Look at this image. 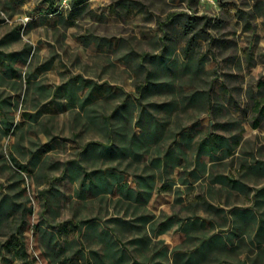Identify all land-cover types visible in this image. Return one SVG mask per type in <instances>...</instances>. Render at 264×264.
Segmentation results:
<instances>
[{
  "label": "rangeland",
  "instance_id": "1",
  "mask_svg": "<svg viewBox=\"0 0 264 264\" xmlns=\"http://www.w3.org/2000/svg\"><path fill=\"white\" fill-rule=\"evenodd\" d=\"M71 1L0 0V264H174L203 235L225 236L215 225L230 218L192 203L205 185L183 186L182 167L171 178L177 184L153 183L148 202L126 211L117 193L96 194L84 177L128 165L122 181L135 187L144 163L83 161L79 152L88 143H138L153 127L155 136L164 129V148L174 132L189 129L197 140L229 124L241 129V161L264 159V122L251 125L254 102L264 105V0ZM124 106L126 118L111 117ZM195 215L212 220L209 229L180 227ZM114 217L127 221L116 228V247L105 236ZM252 231L230 237L214 261L264 264ZM144 236L146 248L134 242Z\"/></svg>",
  "mask_w": 264,
  "mask_h": 264
},
{
  "label": "trees",
  "instance_id": "2",
  "mask_svg": "<svg viewBox=\"0 0 264 264\" xmlns=\"http://www.w3.org/2000/svg\"><path fill=\"white\" fill-rule=\"evenodd\" d=\"M83 1L84 0H72L71 4L75 6L81 4ZM11 55L12 54H8V56ZM158 60L160 61L162 58L159 56ZM157 86H162V83L158 82ZM262 87H264V82H259L258 88L261 89ZM67 89H70V91L68 94H66V98L74 102L73 97L75 92L72 90L71 86H68L66 90ZM192 96H196V94H192ZM206 100H208V102L211 100V103L214 101V99H211L210 97H206ZM260 102L261 99L260 101L254 102V111L256 117H254L251 123L254 127H257L262 122H264V105L260 106ZM124 108L126 109L127 106H124L122 110L114 109L111 113V117L114 116L115 118H126L125 114L128 111L124 110ZM142 111L143 110L140 112ZM229 126V124H222L217 127V129L223 128L228 130ZM153 130H155L154 127L149 133L143 134L144 139H142V137H138V140H140L138 143L129 142L127 139V141H122V143L117 146L88 143L82 147L79 152V156L83 161L91 162L94 161V159L98 162L121 160L123 163V161L130 160V162L136 161L137 163H144L142 173L133 176V182L136 184L135 187H131L129 184L127 185V183H123L122 181L124 177L122 174L128 170V165L125 167V170L121 172H118L116 168H111L106 165L105 167L99 169L96 168L95 170L88 172V176L86 175V177H84V180L89 183L90 189H92L96 194H109L111 192L117 193L119 195L117 201L122 202L121 208L125 209L126 211L129 209L130 203L132 201H143L145 203L148 202L151 195L152 185L155 183L157 177L155 171L159 170L162 172V174H165V172H167V167L172 166L174 162L179 163L180 160H184L185 153L176 146L181 143H191L194 138V135L189 129L183 130L181 133L176 135V132H174L171 144L168 147L163 148L160 147L158 139L163 134L164 129L157 128L156 136ZM223 142L224 139L217 137V135H214L213 132H206L202 137L199 139L197 138L195 141V143H197V148L195 151L196 158L198 159L201 154L212 155L210 150L214 149V145L216 143L221 144ZM70 163L78 165L79 167L83 166L79 160H75L74 162ZM258 169H260V167H258ZM214 179L219 180V182L222 183H227L225 177L223 176H216ZM211 207H213V205H207L206 208L207 210L208 208L213 209L216 212L217 209ZM231 217L230 230L226 232L225 236L211 235L209 237H205L204 239H200L189 251L183 253L176 252L173 256L174 264H221L214 261L217 260L215 257L216 254L214 255V253L218 254L219 252L225 251L227 249V244L230 242V237L243 236L251 229L252 223L255 222V216L248 208H236L232 210ZM146 220L147 218H144V222H146ZM113 221L115 223L114 229L105 230V236H107L109 240H112L114 243L113 246L116 247L117 244H120L116 228L118 227V224L127 227V225H124L127 224V221L121 219V217H114ZM191 224L196 225V221L191 222ZM172 225L173 224L171 220L166 221L159 233L170 229ZM181 228L184 231L188 230L186 229L185 225L181 226ZM262 228H264V219H260L258 231L254 235L255 240L257 238L256 236H264V234L261 232ZM134 242L139 243L141 247L146 248L149 244V238L144 236L143 239H135ZM105 248V257H113L114 252L108 250L111 248L110 244L107 243ZM132 264L144 263L134 260Z\"/></svg>",
  "mask_w": 264,
  "mask_h": 264
},
{
  "label": "crops",
  "instance_id": "3",
  "mask_svg": "<svg viewBox=\"0 0 264 264\" xmlns=\"http://www.w3.org/2000/svg\"><path fill=\"white\" fill-rule=\"evenodd\" d=\"M260 125L257 127H254L253 125L252 126L254 129L261 130ZM240 131V128L237 130L235 127L233 128V130H225L223 128L210 130V132H213V134L217 135V137L223 138L224 142L221 144L216 143L214 145V149L210 150V153H212V155L201 154L198 159L195 156V151L197 148V143H195L196 139H194L191 143H181L177 145L176 147H179L180 150L185 153V159L180 160L179 163L174 162V164L172 165L173 167H167V172H165V174H162V172L159 170L155 171L157 175L155 182L169 181L170 185L172 184V187L173 184L176 183V181L171 178L176 177V175H178V170L184 167L183 170L185 172V180L183 179L181 181V184L183 186L192 187L195 183H198L200 181L202 185H205L204 192L200 195H197L195 197L196 201L192 202L195 203L199 200L202 202V206L198 210L202 212V214H209L210 209L208 208L207 210L206 207L207 205H213L215 207L211 208L217 209V212L224 213L225 219L230 218L226 225L216 224L215 229H223L225 231L223 234L225 235L226 232L230 230L232 210L236 208H248L250 212L255 216V222L252 223V236L254 237V235L258 231L260 219H264V185H261V183L258 182L264 180V159H258L256 156H254L250 159V161H247L248 163H246V161H241L240 155L236 154L242 141V133ZM168 146L169 145H167L166 147ZM218 163H225L226 165H228V167H235V169L237 167L236 171L237 173H239H233V175H229L226 171L214 173L212 169ZM258 167H260V169H258ZM245 172L247 176H241V174H245ZM216 176L225 177L227 183H222L219 182V180H215L214 178ZM216 197L218 198V200L215 204L212 200H214ZM195 198L190 199L189 201L195 200ZM243 198L246 200L249 199L250 205L248 207L239 206L240 204L238 203H240ZM236 199L239 202H236ZM198 218L200 217H197L196 215L187 218L184 220V223L180 225V227L186 224L185 227L188 230H207V228L209 227V221L212 220L206 218ZM197 220H199V222ZM193 221H196V225L191 224V222ZM261 232L262 234H264V228L261 229ZM219 234L220 232L218 231L214 232V234L212 235ZM209 236L211 235H203L200 239H204L205 237ZM256 237L257 238L255 241L258 242V245L264 246V236Z\"/></svg>",
  "mask_w": 264,
  "mask_h": 264
}]
</instances>
